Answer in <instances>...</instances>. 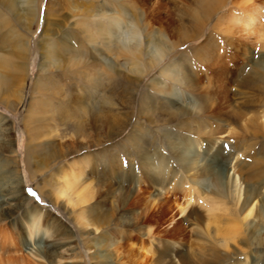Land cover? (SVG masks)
<instances>
[{
  "label": "rangeland",
  "instance_id": "374dc122",
  "mask_svg": "<svg viewBox=\"0 0 264 264\" xmlns=\"http://www.w3.org/2000/svg\"><path fill=\"white\" fill-rule=\"evenodd\" d=\"M38 1L39 17L31 25L30 30L16 26L10 15L0 8L2 15L0 20L7 21L4 25L0 23V54L10 58L9 53L16 50L14 46L19 36L29 45V59L16 56L11 58L14 63L22 64V70L20 72L13 69L6 70L5 73L10 77V85L6 87L1 85L2 89L0 88L2 96L7 94L10 98L12 96V99H16V95L21 94V83L24 87L16 106L7 107L0 103V117L4 119L2 127L8 128V131L2 132L8 144L0 149V244L6 240L13 242L17 247L14 251L11 248L3 249L0 245V264H20V261L21 264H167L170 260H173L174 264H179L178 258L182 256L199 259L201 264L202 260L205 264H215L211 260L213 253L224 255V250L216 241L219 236H215L214 224H211L208 230L206 228L208 214L205 208L209 205V198L204 196L200 184H193L186 177L181 180L183 190L187 186L195 190L193 197L191 195L193 200L187 211L182 213L176 202L184 203L186 198L184 192L176 189L173 196L164 192L165 188L171 190L175 179L170 177L169 181L165 178L164 184L158 189L153 186L154 182H151L142 169L138 168L135 153L119 148L130 147L129 137L134 128L142 138L147 139L143 145L151 146L154 143L160 153H167V134L178 132L177 120L154 123L147 121V117L152 116L151 114L145 117L137 113L136 104L140 99L139 96L143 94L142 88L152 96L156 93L162 97L155 90V85L153 87L151 84V80L155 79L162 87L166 83L172 93L180 94L185 100L204 99L211 110L221 107L222 112L242 115V119L245 120L241 123L239 119L237 122L233 115L232 118L223 116L222 131L226 132L222 134L217 131L213 134L211 140L216 143L211 151L208 150L204 137L195 140L196 144L192 152L199 154V157H196L197 165L211 169L212 181H216V178L220 179L219 175L224 171L230 174L234 171L247 182V172L258 170L259 167L264 168V88L250 90L237 84L241 77L238 71L242 70L241 74H247L252 67L249 61L251 58L264 60V39L261 34L264 33V0H219V2L203 0L212 3L216 8L207 11L208 13L196 0H125L126 3H123V0H94L95 7L103 5L105 8H100L108 12L112 11L121 16L123 15L121 8H123L126 12L138 16L142 19L144 30L146 29L144 25H147L148 29L162 32L166 37L165 42L174 49L171 48L154 69L145 73L142 78H138L140 88L134 91L136 99L134 108L128 109L119 105V108L123 107L121 112H126V117L123 119L125 123L118 126L120 129L115 127L111 132L106 128L103 129L101 124L96 123L94 126L92 123H86L84 119L85 121L81 120V122H85L88 136H83L81 133L77 136L71 130L75 126L73 123L68 121L63 123L50 111L55 107L58 109L62 99L57 94H51L54 79L55 83H58L57 79H59L62 82L59 84L71 85L72 89L79 88L85 82L82 74L78 72L80 67L71 74L62 69V65L59 68L50 67L49 70L45 65L46 70H39L42 59L36 44L43 32L47 0ZM52 1L56 7L58 0ZM77 2H80V5H77ZM60 3V10L64 9L60 14L61 16L63 14L61 33L53 36L48 34L46 36L48 41L57 45L60 53L63 51L61 40L66 39L71 43L77 41L74 47L79 48L84 54L87 53L89 60L98 58L96 53L92 52V48L87 47L83 42V34L81 35L76 27L78 21L83 20L84 10L89 2L61 0ZM74 8L83 10L78 14ZM57 9L59 10V7L53 8V12ZM246 15L254 16L255 23H251V27L246 26L248 18L244 19ZM202 55H208L210 59L218 56L222 58L223 65L217 76L216 73H211L210 83L205 80V73L198 62V57ZM179 58H184L190 77L196 80L198 89L194 93H188L184 86L174 83L168 76H163L161 68L165 64L176 62ZM36 80L44 85L42 92L44 96L37 91L35 95L33 94V100L44 97L47 103L45 110L35 114L36 120L32 122L27 110ZM222 83L225 84L224 88L221 86ZM166 97L172 98L177 105L181 102L173 95ZM117 99L119 103L122 102L120 94ZM130 110L132 115L129 114ZM153 118L158 120L160 117ZM31 128L34 135L31 133ZM30 144L33 146L38 144L42 147L43 156L44 152L49 155V159L44 160L43 167L35 169L32 164V169H28L25 151ZM83 157H87L88 163L78 164V159ZM172 164H175V161ZM74 165L80 168V173L81 168L83 169L82 176L92 181L95 189L100 187L95 196L96 200L93 199L91 204L83 207L82 210L87 214H93L91 218H103L105 213L113 215L109 221H105L106 223L103 222L101 225L95 221L99 224L93 223L82 228L81 231L74 223V214L70 206L66 205L64 199L58 201L53 199L52 195L64 175L74 173ZM181 175L187 176L188 173L181 172ZM261 190L263 192L264 187ZM155 192L160 193V201L157 200L155 207L151 202V208L145 209L132 201L138 194H142V197L148 200ZM189 194H187L188 198H190ZM168 198V203L165 204L164 201ZM39 212L42 220L40 229L30 237L26 223L29 218L37 217ZM187 213L189 220L186 221ZM249 220L251 218L247 222ZM125 223L128 226L124 225ZM177 225L181 226L182 231L175 229ZM148 228L151 229L150 232H147ZM246 231L245 235L250 241L249 245L244 246L245 254L240 252L235 254L231 251L226 253L229 259L220 264H237L239 261L246 264H264V227L257 238L256 235H252V228ZM258 238L263 243L257 244ZM167 245L173 247L176 254L172 253L162 263L155 262Z\"/></svg>",
  "mask_w": 264,
  "mask_h": 264
},
{
  "label": "bare ground",
  "instance_id": "6f19581e",
  "mask_svg": "<svg viewBox=\"0 0 264 264\" xmlns=\"http://www.w3.org/2000/svg\"><path fill=\"white\" fill-rule=\"evenodd\" d=\"M60 1L61 0H58L56 2L57 6L55 7L52 0H47V4L45 6V22L43 32L40 36L38 44H36L37 50H40V56L42 59L41 68L39 70H46V66L47 70H49L50 67L59 68L62 65V69L67 70V72L69 71L68 73L71 74L74 73L77 67H80L78 72L82 74V79L85 83L77 89H72L71 85L63 84L65 85L64 89L63 85L59 84L61 80L57 79L58 83H55L54 79V85L51 86L52 89L50 90L52 92L51 94H57L62 99H60L61 101L59 100L61 104L58 106V109L55 107L50 111L54 113L53 116L55 118L63 121V123L67 121L73 123L75 126L74 128H71V130H73L77 136H79L80 133L83 136H88L85 129L86 124L85 122H81V120L85 121L84 119H86V123H92L94 126L96 123L101 124L103 129L106 128V130L108 129L112 132L115 127L120 126L121 123H125L123 119L126 117V112H121L122 108L124 106L128 109H131V107L134 108V103L136 102V99L134 98V91L140 88V81L138 78H142L145 73H149L150 70L160 64L162 59L173 47L169 46V44L165 42L166 37L162 32L159 31V33L153 31L152 29H148L147 25H144V28H146L144 30L142 28L143 24H141L142 19L138 16L136 17L133 13L126 12L123 8H121L123 15L120 16L112 11L108 12L107 10L100 8H105L103 5L95 7L94 0H86L89 4L85 8L86 10H84L85 16L83 20L81 19V21H78L76 27L78 28V32H80L81 35L83 34V42L87 47L92 48L93 50L89 51H92L94 54L96 53L98 58H100L98 59L96 57L89 60L87 53L84 54L82 51H79V48L74 47L77 41L71 43L66 39L61 40L63 51L60 53L57 45L50 43L48 38H46L48 34L52 36L56 35L62 29L63 21L61 19L63 18V14L62 16L60 14L64 9L62 8L60 10ZM216 1L219 2V0ZM196 2H199V5H201L205 12H210L216 9L212 3L209 4L207 2H203V0H196ZM79 3L80 2H77L76 4L80 5ZM123 3H126V1L123 0ZM38 5V0H0V8L10 15L13 19L12 22L16 26L29 30L31 25L35 23L37 17H39L40 9ZM58 7L59 10L57 9V11L53 12V8ZM82 10L83 9L80 8H74V11L78 14L79 11ZM252 15H246L244 18L246 19L248 17L246 19V26L251 27V23H255L254 16ZM53 16L55 17L52 19ZM81 16H83V14H81ZM92 16L94 18L90 19ZM2 20H0V23H3L4 25L7 21L4 19ZM82 22H84V24H82ZM261 34L264 39V33L261 32ZM14 47L16 50L13 49L14 51L9 53L10 58H6L4 54H0L1 89V85H5V87L10 85V77L8 76V73H5L6 70L13 69L14 71L20 72L23 68L21 63H14L11 58L16 56L18 58L29 59V45L24 38L22 39L19 36ZM202 56L198 57V62L202 66L201 68L205 73V80L210 83L212 81L210 79L212 76L211 73H216L215 76H217L218 71L223 65L222 58L218 56L215 57V59H212V57L210 59L207 57L208 55ZM249 61H251L252 64L251 69L245 75L244 73L241 74L242 70L238 71V75L241 77L239 76L240 78L238 79L237 84L250 90L264 88V62H262L264 60L251 58ZM187 68L188 67L184 58H179L176 62H172L167 65L165 64L161 69L164 73L163 76H168L174 83L184 86L188 93H194L198 89V85L196 80L190 77ZM151 84L153 87L155 85V90L158 91L162 97L156 95V93L152 96L150 92L148 93L147 90L142 88L143 94L139 96L140 99L136 104L137 113L140 114L139 116L143 115L145 117L148 114H151L152 116L147 117V121L154 123L160 121L173 122L177 120L176 127L180 133L176 132L173 134H167L166 140L168 142L166 146L168 151L167 153H160L161 151L157 150L154 143L151 144V146L148 145L149 147L143 145V142L147 139L142 138L141 134L133 128L128 142L130 143L129 146L131 148L128 146L122 148L120 146L119 149H125L126 151H133V153H135V158H137V164L139 165L138 168L142 169V172L151 179V182H154L153 186L158 189L164 184L163 182L165 181V178H167V180H169L170 177L175 179L171 190H167L165 188L164 192L170 193L171 196L175 195L176 189H180L184 192L186 196L184 203L176 202V206L182 213L187 211L193 200L192 197L195 194V190L190 186L185 187L183 190L181 187V180L186 177V179H189L193 184H200L201 190L205 193L204 196L209 198V205L205 208L208 214L206 228L208 230L210 225L214 224L213 231L215 236H219L216 238V241L224 250V255L214 252L211 259L212 262L215 264H220L221 262L225 263L229 259V256L226 253H231V251L235 254L238 252L245 254L244 246L249 245L250 241H248V238L245 235L247 232L246 229L250 228L251 230L252 228V235H256L257 238L261 233V229L264 227V191L262 192L261 190L264 187V168L259 167L258 170H251L249 173L247 172V182H245L244 179L242 180L241 175L234 173V171L231 174L228 171H224L223 174L219 175L221 177L220 179L216 178V181L219 179L218 182H216L212 181L213 177L211 176V169L204 165H197L198 162L196 160L198 158L196 157L199 154L197 155L195 152H192V149L196 144L195 140H199L200 137L205 138V144L207 145L209 151L215 148L216 142L211 140L213 134H216L217 131L222 134L226 132L225 130L222 131L221 122L224 120L222 119L224 118L223 116L232 118L233 115V118L237 120V122L239 119L241 123L245 122V120L242 119V115L235 113L232 114L228 111L222 112L221 107H218L216 110H211L209 108L210 106L208 107V102L203 101L204 99L202 101H198L194 98H189V101L185 100L180 94L172 93V90L166 85V83L162 87L159 82L152 79ZM221 86L224 88L225 84L222 83ZM20 87H22L20 88L22 94V89L24 88L22 83ZM32 88V100L28 105L27 113H29L30 120L34 122L36 120L35 114L43 112L46 108L45 105L47 102L44 97H40L38 100H33V96L37 91L43 94L44 85L41 84V82L36 80ZM207 90L209 89L207 88ZM84 91H86V93ZM21 94H17V98L12 99V96L10 98L9 95L6 94L2 96V93H0V103L6 105L7 107H14L16 106V103H18ZM119 94L122 98L121 103H119L117 99ZM166 95H173L175 99L181 102L177 105L172 98L166 97ZM119 105H123V107L119 108ZM131 113L132 111L130 110L129 114ZM153 117L160 118L155 120ZM129 119L130 117L127 122H129ZM3 121L4 119L0 117V149L8 144V140L4 139L2 136V132L6 130L8 131L7 127H2ZM118 128L120 129V127ZM32 129L33 128H31V133L34 135V131ZM40 147L41 146L38 144L35 146L30 144L26 147L25 158L27 167L28 169L30 168V170L32 169V164L35 169L41 168L45 165L44 160L49 159V155H47L46 152H44L43 156V150L42 147L41 149ZM12 151H14V149H12ZM50 161H52V159ZM78 161V164H82V162H84L83 164H87L89 160L87 157H83L78 159ZM174 161L176 165L172 164ZM178 166L179 168H177ZM73 167L74 173L64 175L62 180L59 182V185L56 187L54 194H52L53 199L57 201L60 199L65 200L66 205L70 206L72 209V213L74 214V223L80 231L82 228L93 225V223L99 222L102 225L103 222L109 221V218L113 216L110 213L103 214V218H91L93 217V214H87L86 211L82 210L83 207L88 206L91 204V201L95 199L100 187L95 189L92 181H88L87 178L82 176L83 169L81 168L80 173V168L77 165H74ZM181 172L188 173L189 176H182ZM167 174L169 176H167ZM188 193H190V198H188ZM159 196L160 193L155 192L152 193L150 197L151 199L149 198L146 200V197H142V194H138L137 198L134 197L136 199L131 200L134 204H140L147 209L151 208V202H153L152 206L155 207L157 205L156 202L159 200ZM22 200L24 199L22 198ZM168 200L169 198L164 201L165 204L168 203ZM119 205L120 202L118 201V206ZM76 208L78 209L76 210ZM75 211L77 212L74 213ZM249 218H251V220L247 222ZM185 220H189L188 213ZM41 221L40 212L37 214V217L35 216L29 218L26 223L28 227H26L30 237H33L39 231ZM124 225L128 226L126 223ZM180 227L181 226L177 225L175 226V229L180 230ZM147 230V232L151 231L149 228ZM180 231H182V229ZM257 241V244L263 243V241L259 238ZM0 245L3 249L11 248L14 251L17 250L16 245L10 241L5 240L4 242H1ZM172 253L176 254V250L168 245L165 246L162 254L155 260V262L162 263L163 260L170 257ZM178 262L179 264H201L199 259H190L185 256L179 257ZM167 264H174V261L170 260ZM202 264H205L203 263V260ZM237 264L246 263L239 261Z\"/></svg>",
  "mask_w": 264,
  "mask_h": 264
}]
</instances>
